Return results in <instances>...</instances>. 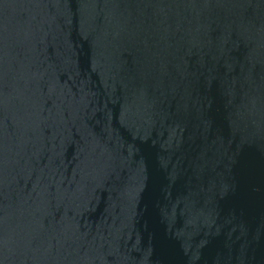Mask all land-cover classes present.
Segmentation results:
<instances>
[{
    "label": "water",
    "instance_id": "water-1",
    "mask_svg": "<svg viewBox=\"0 0 264 264\" xmlns=\"http://www.w3.org/2000/svg\"><path fill=\"white\" fill-rule=\"evenodd\" d=\"M0 264H264V0H2Z\"/></svg>",
    "mask_w": 264,
    "mask_h": 264
},
{
    "label": "snow or ice",
    "instance_id": "snow-or-ice-1",
    "mask_svg": "<svg viewBox=\"0 0 264 264\" xmlns=\"http://www.w3.org/2000/svg\"><path fill=\"white\" fill-rule=\"evenodd\" d=\"M0 2H2V0H0Z\"/></svg>",
    "mask_w": 264,
    "mask_h": 264
}]
</instances>
